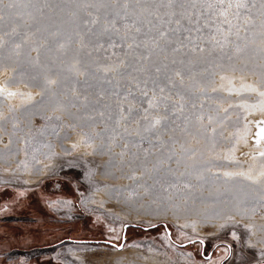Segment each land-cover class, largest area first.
Returning <instances> with one entry per match:
<instances>
[{
  "label": "rangeland",
  "instance_id": "374dc122",
  "mask_svg": "<svg viewBox=\"0 0 264 264\" xmlns=\"http://www.w3.org/2000/svg\"><path fill=\"white\" fill-rule=\"evenodd\" d=\"M0 76V264H264V0H0Z\"/></svg>",
  "mask_w": 264,
  "mask_h": 264
},
{
  "label": "water",
  "instance_id": "95a60500",
  "mask_svg": "<svg viewBox=\"0 0 264 264\" xmlns=\"http://www.w3.org/2000/svg\"><path fill=\"white\" fill-rule=\"evenodd\" d=\"M155 225H151V226H143V225H140V224H134V223H128V224H125L124 225V229H123V233H122V241L121 243L118 245L112 241H103L105 244H108V245H112V246H115L117 247L118 249H122L124 244H125V237H126V231L128 229V227H137V228H141L143 230H149V228H152V227H155ZM164 226H165V229H166V232L168 234L169 237H171L170 235V229L168 228V226L166 225V223H164ZM198 240L199 242H201V244L204 246L205 245V242L202 240V239H195V240H191V241H188V242H184V243H177V245L181 246V247H184L186 246L187 244L189 243H192L194 241Z\"/></svg>",
  "mask_w": 264,
  "mask_h": 264
},
{
  "label": "bare ground",
  "instance_id": "6f19581e",
  "mask_svg": "<svg viewBox=\"0 0 264 264\" xmlns=\"http://www.w3.org/2000/svg\"><path fill=\"white\" fill-rule=\"evenodd\" d=\"M20 89V88H19ZM17 92V88H7L5 87L2 82H1V76H0V96L3 97H12L14 95H9V93H16ZM257 111V110H256ZM263 111V110H262ZM261 112V111H260ZM259 116V115H258ZM264 115L260 116V118H263ZM262 130H264V121H262V126L260 125L257 129L256 135L257 137L260 136H264V132H262ZM256 151V150H255Z\"/></svg>",
  "mask_w": 264,
  "mask_h": 264
},
{
  "label": "flooded vegetation",
  "instance_id": "af4514ba",
  "mask_svg": "<svg viewBox=\"0 0 264 264\" xmlns=\"http://www.w3.org/2000/svg\"><path fill=\"white\" fill-rule=\"evenodd\" d=\"M128 230V229H127ZM126 234H127V232H126ZM126 237H127V235H126ZM125 237V238H126ZM68 240L69 241H74V242H81V243H84V242H91L90 240H86V239H83V240H74V239H71V238H68ZM103 241H105V240H102L101 242L99 241V240H95V241H92V242H94V243H104ZM122 241V240H121ZM121 241L118 243V244H120L121 243Z\"/></svg>",
  "mask_w": 264,
  "mask_h": 264
},
{
  "label": "trees",
  "instance_id": "16d2710c",
  "mask_svg": "<svg viewBox=\"0 0 264 264\" xmlns=\"http://www.w3.org/2000/svg\"><path fill=\"white\" fill-rule=\"evenodd\" d=\"M160 226H164V223L163 222L157 223L155 227H152V228H149V229H154V228H157V227H160Z\"/></svg>",
  "mask_w": 264,
  "mask_h": 264
},
{
  "label": "snow or ice",
  "instance_id": "6c2138e0",
  "mask_svg": "<svg viewBox=\"0 0 264 264\" xmlns=\"http://www.w3.org/2000/svg\"><path fill=\"white\" fill-rule=\"evenodd\" d=\"M241 5H237V7H240ZM9 95H15V93H9ZM262 95H264V93H262ZM262 132H264V130H262Z\"/></svg>",
  "mask_w": 264,
  "mask_h": 264
},
{
  "label": "crops",
  "instance_id": "0c3cea01",
  "mask_svg": "<svg viewBox=\"0 0 264 264\" xmlns=\"http://www.w3.org/2000/svg\"><path fill=\"white\" fill-rule=\"evenodd\" d=\"M60 205V207L62 206L63 207V204H59Z\"/></svg>",
  "mask_w": 264,
  "mask_h": 264
},
{
  "label": "built area",
  "instance_id": "2783aa9c",
  "mask_svg": "<svg viewBox=\"0 0 264 264\" xmlns=\"http://www.w3.org/2000/svg\"><path fill=\"white\" fill-rule=\"evenodd\" d=\"M60 201H63V200H59L58 202H60Z\"/></svg>",
  "mask_w": 264,
  "mask_h": 264
}]
</instances>
